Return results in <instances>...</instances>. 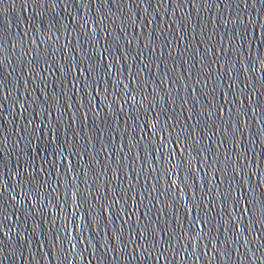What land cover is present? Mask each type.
Returning a JSON list of instances; mask_svg holds the SVG:
<instances>
[{
    "label": "water",
    "instance_id": "1",
    "mask_svg": "<svg viewBox=\"0 0 264 264\" xmlns=\"http://www.w3.org/2000/svg\"><path fill=\"white\" fill-rule=\"evenodd\" d=\"M264 0H0V264H264Z\"/></svg>",
    "mask_w": 264,
    "mask_h": 264
},
{
    "label": "snow or ice",
    "instance_id": "2",
    "mask_svg": "<svg viewBox=\"0 0 264 264\" xmlns=\"http://www.w3.org/2000/svg\"><path fill=\"white\" fill-rule=\"evenodd\" d=\"M261 212L264 213V204L261 205Z\"/></svg>",
    "mask_w": 264,
    "mask_h": 264
}]
</instances>
